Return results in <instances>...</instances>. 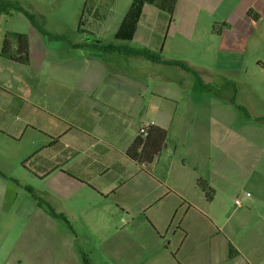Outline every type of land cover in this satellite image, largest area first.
<instances>
[{
    "label": "crops",
    "instance_id": "0c3cea01",
    "mask_svg": "<svg viewBox=\"0 0 264 264\" xmlns=\"http://www.w3.org/2000/svg\"><path fill=\"white\" fill-rule=\"evenodd\" d=\"M91 3L86 9L91 42H71L52 33L59 38H52L57 43L51 46L29 21L25 32L30 40L28 65L1 56L5 33H0V106L6 103L0 109V133L14 141L22 140L28 131L42 137L44 143L33 157L38 174L44 179L59 176L76 181L78 188L97 193L105 202L143 179L156 185L152 200L144 207L151 213L155 247L142 253L141 234L99 231L97 247L104 264H143L145 257L155 264H264V91L260 98L239 77L248 72L249 32L264 24V0H179L170 24L155 6L145 4L133 40L117 42L120 51L108 52V57L95 54L88 46L94 40L113 41L133 0ZM215 23L221 24L218 30ZM211 27L221 43L214 76L224 78L230 89L190 87L179 71L171 73L135 55L137 50L157 52L162 46V53L170 59L177 48L202 42ZM261 65L264 69V61ZM143 79L154 84L163 81L167 86L147 96ZM181 91L212 92L245 112L242 118L250 134L244 146L248 154L243 157H249V170L239 168L240 155L233 153L237 138L223 140L216 132L220 117L201 102L180 105L176 96L181 97ZM150 125L166 129L168 137L166 147L147 168L131 160L126 151L140 130ZM237 177L249 191L235 190L231 181ZM199 180L207 181L214 191L212 201ZM5 185L0 179V229ZM69 187L65 184L49 193L55 220L62 219L61 214L85 223L101 220L102 225L120 215L126 224L122 230L132 226L129 207L120 203L114 211L106 208L85 218L81 210L86 209L80 210L81 206L64 211L62 194ZM56 224L49 232L12 227L0 231V264H66L62 255L67 253L73 260L69 264H85L83 256L96 245L88 237L79 238L72 228L70 232L59 230ZM166 236L164 248L161 241Z\"/></svg>",
    "mask_w": 264,
    "mask_h": 264
},
{
    "label": "rangeland",
    "instance_id": "374dc122",
    "mask_svg": "<svg viewBox=\"0 0 264 264\" xmlns=\"http://www.w3.org/2000/svg\"><path fill=\"white\" fill-rule=\"evenodd\" d=\"M18 2L23 8L33 13L39 21L43 23V26L48 27L51 33L64 35L65 40L75 42V41H89L92 38L88 35L89 24L88 23V13L87 7L90 6L93 0H11ZM207 23V21H206ZM205 24V22H204ZM209 26V25H208ZM208 26H206L208 30ZM221 24H214L215 30L219 29ZM30 22L25 17L24 14L20 12H13L12 15H4L0 18V33L19 32L25 33L29 30ZM210 28V32L206 33L203 37L202 42L197 44H187L185 48H177L174 50L171 58L167 57V54L162 53L163 58L166 60L176 61L181 60L188 64L194 71H188L182 68H170L159 64V67H167L166 70L173 73V70L179 71L183 74V78L188 81L190 87L200 86L202 90L205 88L226 87L225 90L230 89L231 85L227 84L224 78L216 79L214 72L216 71V60L219 51L221 50V43L217 41V35L214 34V28ZM118 28L116 34L119 32ZM115 34V35H116ZM114 35V36H115ZM215 36V37H214ZM5 37V35H4ZM216 38V39H215ZM110 39V38H107ZM47 42L52 46L56 41L52 38L46 37ZM133 40V39H132ZM176 41H179L178 38ZM114 42V41H113ZM127 43V42H125ZM67 44V42H63ZM134 46V45H133ZM222 49L223 46H222ZM95 54L101 55L103 57H108L106 53L100 50H93ZM246 64L245 69H248L247 73H243L241 81L249 83V88H254L257 90L259 97H262V90L264 91V69L262 67V62L264 61V24L259 25L256 31L249 32V47L246 49ZM187 61V62H185ZM145 80V79H143ZM167 86L163 81H159L154 84L152 80H145L143 83V88L147 96L151 92L158 91L161 93V89ZM180 90V87H171ZM225 90H221V93L225 94ZM233 90V89H231ZM181 97L176 96L180 105L187 102H201L206 105V108L211 110L220 117L219 124L216 125L215 129L218 134H220L224 139L229 137L237 138V144L235 145V150H231L234 154L240 155L237 157L239 168H248L249 170V157L244 158V155L248 153L245 152L244 146L245 141L249 144V125H245V121L242 117L246 114L243 110L235 108L229 102L222 100L221 98L214 95L212 92H206L201 95L191 94L189 91H181ZM237 99V96L232 94L231 96ZM8 99V98H7ZM13 99L10 97L7 101ZM160 104L166 105L164 101H160ZM6 103L3 102L0 109L5 108ZM253 110V109H252ZM261 111V107H258ZM35 141V142H34ZM44 139L39 137L37 134L28 131L26 136L19 141H14L8 136L0 133V179L7 183L5 185L3 201H5V207H2L4 216L3 228L0 231L7 232L11 229L17 230L18 228L24 229V231L31 232H49L60 224L59 230H64L65 232L74 231L78 237H88L90 241L96 245V249H89L88 256L89 259L95 264H104L100 256L102 252L97 245L101 244V239L97 235V232H107V233H117L121 234L123 232L133 233L135 235L141 234L140 239V251L145 252L146 248L153 249L155 247L156 233L154 232L153 226L149 220V215L145 212L144 207L152 200L151 194L154 192V187L156 185L151 184L148 180H142L141 184L135 185L132 183L130 185L129 191H124L119 193L117 197H110L108 202H105L104 198H100L97 193L90 191L89 189L78 188L75 182L71 180H64L63 178L50 177L44 179V177L38 174L36 165L37 161L33 157L37 155L38 147H42ZM222 151L224 149V144H222ZM28 161H34L29 164ZM228 167H236L233 164ZM237 170V169H236ZM235 190H241L246 193V183L241 180L240 177L234 178L231 181ZM65 184H70L68 190H65L63 197L66 200H62V208L64 211L71 207L81 206L82 217L92 214L97 215V213H102L104 209L110 208L114 211L118 203L124 204L129 207L130 219L132 220V226L122 230L126 224L123 223L120 215H116L110 218L109 221H105L102 225L99 222H88L85 223L80 220L79 217L57 218L53 213V199L49 193L53 194V191H57L59 187ZM248 187V185H247ZM245 188V190H244ZM249 189V188H248ZM240 194V193H239ZM242 198V196H239ZM68 211V210H67ZM46 212V213H45ZM127 212L125 216H127ZM42 214H46L43 218ZM84 215V216H83ZM70 219V220H69ZM54 222V223H53ZM98 225H97V224ZM54 224V226H53ZM103 227L106 229L103 230ZM171 237V236H170ZM168 236L165 237V241H161L163 247H166ZM160 246V241H159ZM86 254V255H87ZM146 261L143 264H155L149 263L147 260L149 258L145 257ZM62 261L66 264L72 263L73 260L71 256L67 254L62 255Z\"/></svg>",
    "mask_w": 264,
    "mask_h": 264
},
{
    "label": "trees",
    "instance_id": "16d2710c",
    "mask_svg": "<svg viewBox=\"0 0 264 264\" xmlns=\"http://www.w3.org/2000/svg\"><path fill=\"white\" fill-rule=\"evenodd\" d=\"M178 1L179 0H133L129 12L123 19L119 32L113 38L114 42L94 40L95 43L88 47L103 51L104 53L120 51V49L116 47V43L128 42L134 38L138 23L143 15V8L145 4L155 6L161 14L167 17L168 23L170 24L174 19ZM13 12H20L24 14L41 34L54 39L59 38L58 36L48 32L43 26V23L39 21L33 13L23 8L18 2L0 0V17L4 15H12ZM135 55L170 68H182L195 72L193 67L191 68L184 62L166 60L163 58L162 46H160L157 52L140 49L135 52ZM1 56L17 64L28 65L30 62L29 36L26 33L6 32L1 49ZM167 137L168 132L166 129L157 125H150L146 128L145 134H139V136L132 142L126 151V155L136 163L144 165L148 168L166 147ZM198 183L200 188L206 194L208 201H212L214 191L209 186L207 181L199 180ZM230 254L232 255V249L230 250ZM83 259L85 264H90L86 256H83Z\"/></svg>",
    "mask_w": 264,
    "mask_h": 264
},
{
    "label": "built area",
    "instance_id": "2783aa9c",
    "mask_svg": "<svg viewBox=\"0 0 264 264\" xmlns=\"http://www.w3.org/2000/svg\"><path fill=\"white\" fill-rule=\"evenodd\" d=\"M145 133H146V128H142V129L140 130V134H145ZM235 203H236L237 206H240L241 201H240L239 199H237V200L235 201Z\"/></svg>",
    "mask_w": 264,
    "mask_h": 264
}]
</instances>
